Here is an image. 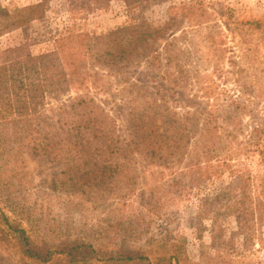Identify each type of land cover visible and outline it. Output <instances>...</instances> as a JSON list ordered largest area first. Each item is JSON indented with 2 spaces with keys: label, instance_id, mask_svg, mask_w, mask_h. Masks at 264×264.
<instances>
[{
  "label": "rangeland",
  "instance_id": "obj_1",
  "mask_svg": "<svg viewBox=\"0 0 264 264\" xmlns=\"http://www.w3.org/2000/svg\"><path fill=\"white\" fill-rule=\"evenodd\" d=\"M138 1L45 0L23 23L15 15L42 0H0V209L52 248L264 264V0ZM148 24L162 34L118 61L90 58L86 84L47 71L12 86L11 49L51 52L74 26L94 53ZM148 132L173 146L151 153ZM2 229L0 264H24Z\"/></svg>",
  "mask_w": 264,
  "mask_h": 264
},
{
  "label": "trees",
  "instance_id": "obj_2",
  "mask_svg": "<svg viewBox=\"0 0 264 264\" xmlns=\"http://www.w3.org/2000/svg\"><path fill=\"white\" fill-rule=\"evenodd\" d=\"M43 1L45 0L21 9L15 15L18 22L27 23L33 19L42 18L45 12V3ZM137 2L139 1L137 0ZM191 13H194L192 9L188 10L187 15L189 16ZM203 14L204 12H201L196 17L202 19ZM252 24L254 23L252 22ZM255 24L258 25L259 23L256 22ZM163 30L161 26L151 24L145 25L142 29L130 28L126 34L117 35L113 41H105L93 53L87 41L86 33L79 32L74 26H71L65 33L57 37L55 40L56 49L51 52L33 56L21 48L10 50L13 53L19 52L18 55L11 59V61L15 59L12 62V66L17 70V74L12 75V86H16L18 82H21L27 74L28 76H35L33 83L39 84L45 79H50L47 76V71L51 72V80L53 79L59 86L64 81L67 82L68 86L74 84L81 86L84 83L86 84L89 77L92 76V73L90 74L87 70V61L90 58L96 62L107 64L130 55L132 56L137 53L138 46L141 43L162 34ZM19 62L21 64L18 66L17 64ZM38 73L43 74L39 75ZM4 83L5 80L3 79V75H1L0 95L3 93L1 84L3 86ZM144 138L148 141V145L152 146L150 152L153 154L156 152V147L161 148L160 152H168L169 146L171 145L170 142L173 139L172 136L167 135L165 132L160 134L157 132L156 135L153 132H148ZM0 224L3 225L1 233L3 239L8 243V250L15 259L24 264H50L54 260L55 255L60 254L67 260L71 258L83 264H132L135 262L141 264H173V260L176 262L180 261L176 252L171 256H165L164 258H158L153 261L142 251L118 250L116 254H109L97 247L94 243L85 241L74 240L73 242L62 244L56 248H52L49 245H39L30 239L27 230L17 220H12L1 209Z\"/></svg>",
  "mask_w": 264,
  "mask_h": 264
}]
</instances>
